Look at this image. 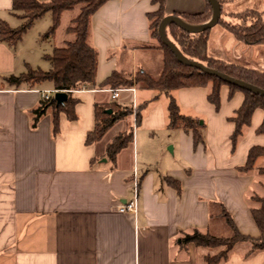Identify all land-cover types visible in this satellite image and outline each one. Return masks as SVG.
Masks as SVG:
<instances>
[{
  "label": "crops",
  "instance_id": "1",
  "mask_svg": "<svg viewBox=\"0 0 264 264\" xmlns=\"http://www.w3.org/2000/svg\"><path fill=\"white\" fill-rule=\"evenodd\" d=\"M11 4L12 0H0V21L17 27L21 20ZM226 4L230 8L226 12L253 7L264 16V0ZM204 6L205 0H166L165 15L197 13ZM155 9L150 0H108L89 16L87 42L95 52L94 80L88 89L72 92L78 98L77 118L70 120L60 112L55 134L50 110L35 126L31 116L41 100L39 90L54 89L51 84L25 89L4 81L31 67L35 51L16 50L17 43L0 41V264H203V255L212 250L193 243L182 246L179 238L193 228L230 236L222 207L241 233L258 235L250 213L257 204L250 196H264V175L257 171L264 157L249 171L238 168L251 146H264V134L255 131L263 110H254L246 133L232 150L233 124L228 117L240 106L241 91L230 95L229 87L222 85L218 109L207 100L209 85L172 91L180 112L204 124V142L196 146L190 130L167 127V96L136 86L137 105H144L132 128V142L114 161L105 155L104 146L98 150L99 141L85 142L95 124L94 104L111 101L103 83L112 73L133 79L140 69L159 76L153 69H162L163 50L150 35L147 20V13ZM225 19L231 20L228 13ZM68 26H63L52 49L73 40ZM223 34L220 54L210 49L208 33L210 55L264 70V43L248 45L228 31ZM131 100L132 92L123 90L114 101ZM125 123H129L125 128L132 127V117ZM134 168L139 176L137 211L120 212V205L131 198ZM166 176L179 182V190ZM250 247L247 241L237 242L219 264H264V251L249 254Z\"/></svg>",
  "mask_w": 264,
  "mask_h": 264
},
{
  "label": "trees",
  "instance_id": "2",
  "mask_svg": "<svg viewBox=\"0 0 264 264\" xmlns=\"http://www.w3.org/2000/svg\"><path fill=\"white\" fill-rule=\"evenodd\" d=\"M108 0H12L11 11L21 20L17 27H10L5 21H0V41L8 45L16 44L22 34L32 23L45 13L51 15V25L47 34L53 33L60 21L63 11L73 10L78 7V12L70 20L68 31L74 34L73 40L67 41L62 46L52 49L44 54V59L49 63L47 69L27 66L24 72L9 74L4 81L15 88L32 89L37 88L44 82H49L52 88L64 90L68 97L62 104H56L54 99L44 100L41 98L37 107L31 110L32 126L47 110L51 112L52 131H58L59 113L63 112L70 120L77 118L74 106L78 98L74 97L71 90L81 85L93 82L95 74V52L87 42L89 16ZM156 5V9L147 13L150 35L159 40L157 27L165 15L166 0H150ZM231 0H218L221 7ZM211 5L205 0L203 11L197 13L183 12L178 14L186 22L200 24L207 21L211 16ZM235 20H226L220 16L218 23L230 32L237 40L248 45L264 43V16L257 8H247L239 12L229 13ZM167 36L174 42L180 51L189 59L203 63L204 65L226 73L234 78L249 82L264 89V70L246 67L237 63L228 62L224 59L214 57L207 51L208 30L190 33L174 23H168L165 27ZM163 50L162 69L158 77L138 70L134 78H126L117 72L112 73L103 83L105 88H125L132 85L138 88L152 89L163 93L168 98V128H181L192 132L193 144L196 146L204 142V124L197 117L185 115L172 94V91L181 87L206 86L209 85L207 100L215 109L220 105V87L227 85L230 95L239 90L243 93L240 106L228 117L232 122L233 129L230 134L231 149L233 150L244 133V128L250 125L251 117L256 108L263 110V118L256 128V133L264 134V96L242 89L236 85L229 84L216 76L208 74L198 68L179 62L172 51L160 40ZM144 104L137 106L136 123L141 117V108ZM111 110V112H108ZM132 108L129 104L116 101L94 104L95 124L92 131L86 135V143L100 141L107 131L118 121L130 117ZM132 142V127L128 131L118 132L108 141L104 148L105 155L112 161L117 153ZM264 157V146L253 145L249 148L245 163L238 169L246 172L251 170L259 157ZM259 174L264 175V164L257 168ZM167 182L173 184L179 190V182L170 177H165ZM250 200L257 205L250 207V213L254 224L258 229L257 236H249L241 233L228 211L222 207L220 214L224 217L232 234L220 237L210 234L208 231H200L193 228L190 232H184L179 238V243L186 246L193 243L195 246L206 247L208 251L203 255V264H219L226 259L230 249L241 241H247L251 247L249 254L256 250L264 251V196L253 193Z\"/></svg>",
  "mask_w": 264,
  "mask_h": 264
},
{
  "label": "rangeland",
  "instance_id": "3",
  "mask_svg": "<svg viewBox=\"0 0 264 264\" xmlns=\"http://www.w3.org/2000/svg\"><path fill=\"white\" fill-rule=\"evenodd\" d=\"M228 9H230L229 6L226 3H224L221 7L222 18L225 19V13H228V14L233 13L231 11L226 12ZM77 12H78V7H75L73 10L66 11L61 16L60 21H59L61 25L59 24L58 31L57 33H55V35H53V33L47 34L48 29L51 25V18H50L49 13L45 14V16L38 19V21L35 20L32 23V25L22 34L23 36L22 40L17 42L14 48L16 50L23 49V52L29 49H32L33 51H35V54L32 55L33 57L30 59V61L28 60L30 62L31 67L32 68L39 67L44 70L47 69L49 67V63L46 59H44L43 57L44 54L49 53L51 51L52 45H55V42L57 41V39H59L62 36L63 26L70 25V22H69L70 19L73 18ZM230 18L231 20H235L231 16ZM15 22L18 25L20 21L16 20ZM224 32H227V30L224 29L223 25H221L220 23H217L216 25L208 29V33H209L208 43L210 45V49L214 50V52L216 53L221 54V42L224 39L223 38ZM219 49H220V52H219ZM152 63H153V66L155 67V63L154 62ZM155 68L153 69L154 71L153 74L155 76H158L159 73L161 72V66H159L158 68L157 67ZM130 117H132V113ZM126 121H127V118L121 121H118L107 131V133L103 136V138H101V140L97 143L98 150H100V148H102L103 146L105 148L108 141L111 140L115 134H117V131L121 129H123L121 130V132L128 131V127L126 128L124 127L125 124L127 125L129 124V123H125ZM248 127L249 125L244 128V133H246ZM122 153H123V156H126L128 155V150L124 149Z\"/></svg>",
  "mask_w": 264,
  "mask_h": 264
},
{
  "label": "water",
  "instance_id": "4",
  "mask_svg": "<svg viewBox=\"0 0 264 264\" xmlns=\"http://www.w3.org/2000/svg\"><path fill=\"white\" fill-rule=\"evenodd\" d=\"M207 1L211 5V9H212L211 16L207 21L200 23V24H193V23L186 22L184 19H182L178 15H174V14L164 15L163 18L160 20L158 27H157L159 40L172 51V53L174 54V56L179 62L185 65H188V66L198 68L208 74L218 77L219 79L229 84L236 85L242 89H245L255 94L264 96V89L256 85H253L249 82L234 78L219 70L210 68L201 62L187 58L180 51V49L174 44V42L167 36L165 27L168 23H174L177 26L181 27L182 29L190 33L202 32L216 25L221 16V5L218 2V0H207ZM67 97H68V94L66 91H56L53 95V99L55 100L57 105L64 103ZM108 112H111V110H108Z\"/></svg>",
  "mask_w": 264,
  "mask_h": 264
},
{
  "label": "built area",
  "instance_id": "5",
  "mask_svg": "<svg viewBox=\"0 0 264 264\" xmlns=\"http://www.w3.org/2000/svg\"><path fill=\"white\" fill-rule=\"evenodd\" d=\"M88 89V85H81L77 89L71 90L73 91H79V90H85ZM109 93V97L111 101H114L118 98L120 91L127 90L132 92V100H131V108H132V128L136 124V112H137V102L135 98V86L132 85L130 87H125V88H107L104 89ZM41 94V98L44 100L48 99H53V95L56 91H64V90H57V89H41L39 90ZM139 176L134 168L133 174H132V179H131V198L120 205L119 211L120 212H126V211H131L135 213L137 211L138 207V195H139Z\"/></svg>",
  "mask_w": 264,
  "mask_h": 264
}]
</instances>
